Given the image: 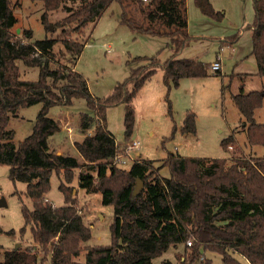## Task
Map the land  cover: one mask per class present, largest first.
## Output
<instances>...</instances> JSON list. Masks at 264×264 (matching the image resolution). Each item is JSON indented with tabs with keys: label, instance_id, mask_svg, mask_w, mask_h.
Masks as SVG:
<instances>
[{
	"label": "trees",
	"instance_id": "1",
	"mask_svg": "<svg viewBox=\"0 0 264 264\" xmlns=\"http://www.w3.org/2000/svg\"><path fill=\"white\" fill-rule=\"evenodd\" d=\"M22 1L0 0V165L9 167L12 182L27 184L25 195L33 207L29 209L20 198L24 218L20 234L30 227L34 245L0 246V264H44L48 259L51 264H154L170 249L180 247L184 255L178 264H211L208 252L220 255L223 264H243L235 254L247 264H264V156L241 154L234 133L222 141L223 150L229 152L225 158L170 153L161 165L140 157L130 169L114 164L127 145L120 149L109 131L108 109L125 105L124 133L129 142L136 121L134 100L159 68L168 92L184 79L221 75L200 60L179 58L194 41L188 32V0H28L44 4L42 23L51 34L34 42L31 30L17 33L15 10ZM115 2L121 7V25L135 35L167 38L172 55L164 63L158 56L135 57L128 63L140 65L131 68L130 76L117 83L112 94L100 98L91 93L75 67L91 38L86 30L96 27ZM194 3L203 16L223 20L224 13L216 11L211 0ZM253 9L254 20L248 26L251 54L256 76L264 79V0H253ZM61 12L64 17L52 22L50 16ZM240 35L241 31L225 39L223 46L237 43ZM18 61L27 69H38V78L23 79ZM250 76L240 74L241 79ZM79 99L92 112L81 115V137L74 143L81 163L51 149L49 138L61 131V123L48 116L54 106ZM232 99L249 144L264 148V124L255 119L264 88L246 92L242 87ZM166 102L171 115L168 96ZM34 105L41 108L33 132L17 145L14 132L7 129L9 121L20 109ZM181 130L185 135L196 134L193 111L186 112ZM163 167H168L169 177L160 174ZM53 173L60 179L62 207L46 200ZM138 181L143 188L135 194ZM79 189L100 194L102 203L114 208L111 245L87 247L84 262L79 260L82 244L92 233L77 208Z\"/></svg>",
	"mask_w": 264,
	"mask_h": 264
},
{
	"label": "rangeland",
	"instance_id": "2",
	"mask_svg": "<svg viewBox=\"0 0 264 264\" xmlns=\"http://www.w3.org/2000/svg\"><path fill=\"white\" fill-rule=\"evenodd\" d=\"M216 11L224 13L221 22H215L202 15L196 7L194 0H188V32L194 38L180 54L179 58L196 59L210 66L217 58L222 61L221 75L205 78L184 79L177 88L168 92L164 83V73L159 68L153 78L140 90L134 100L136 121L133 134L129 142L125 140L124 116L125 105L120 104L107 110L106 123L109 131L115 137L120 149L133 141L139 142L138 150L129 152L124 159L127 164L123 166L130 169L134 160L153 161L161 165L170 153L185 157L198 158H225L229 152L222 148V141L233 133L240 146V153L246 156L262 157L264 148L251 146L246 131L242 128L240 113L235 106L232 95L244 87L246 92L264 88V79L256 76L258 69L252 50V34L248 26L253 23V0H211ZM42 2L23 0L20 7L15 10L18 19V29L31 30L32 41L43 40L50 37L42 23L44 13ZM121 7L115 2L104 14L97 26L90 25L86 34L91 38L87 43L80 59L76 64V71L81 73L88 81L91 93L97 97H108L114 91L117 83L123 82L131 74V68L140 64L131 62L135 57L158 56L162 63L167 61L172 51L168 46V39L151 37L149 35H135L129 28L120 23ZM51 21L56 22L64 14L55 13ZM95 27V28H94ZM241 31L240 38L233 45L223 46V41L232 38ZM25 80H36L39 70L27 69L22 61L17 62ZM210 71V70H209ZM210 73H212L210 71ZM240 74L252 76L241 79ZM225 91L223 92V87ZM172 104V114L166 98ZM40 105L22 108L17 116L11 117L7 129L14 132L13 142L19 144L33 132ZM197 115L196 134L182 133L184 117L187 111ZM92 112L88 109L85 100H74L71 105L54 106L48 116L61 123V131L49 138L51 149L62 151L64 155L76 158L83 162L74 143L81 137L79 128L81 115ZM258 123L264 124V101L255 112ZM176 132L173 135V129ZM93 131H91L92 133ZM160 174L170 176L168 167H163ZM78 185V176L75 177L74 186ZM60 179L56 173L51 177V188L47 198L55 207L64 206V197L59 190ZM27 184L12 182L9 178V167L0 165V246L5 249L33 246L30 227L21 237L20 230L24 226L22 203L29 209L32 202L26 198ZM78 205L80 215L91 228L92 237L82 244L83 252L79 260L84 262L87 247L108 246L112 243L111 225L114 219L113 206L102 203L100 194H88L79 189ZM13 230L14 234L8 232ZM183 248L170 249L162 257L155 259L154 264H163L170 261L178 264L183 258ZM212 261L211 264H223L221 256L206 253ZM240 262L247 264L239 254L234 255ZM44 264H51L50 260Z\"/></svg>",
	"mask_w": 264,
	"mask_h": 264
},
{
	"label": "built area",
	"instance_id": "3",
	"mask_svg": "<svg viewBox=\"0 0 264 264\" xmlns=\"http://www.w3.org/2000/svg\"><path fill=\"white\" fill-rule=\"evenodd\" d=\"M211 69L213 71H221L222 69V65H221V61L220 59L218 58L212 65H211ZM140 147V143L139 142H136V141H133L131 142L130 144L127 145V148L125 150V153L124 154H118L115 159H114V164L116 166H120V167H123L125 164H127V161L124 159L126 156L130 157L129 156V152L131 151H134V150H138ZM188 245L190 246L191 245V242H188Z\"/></svg>",
	"mask_w": 264,
	"mask_h": 264
},
{
	"label": "water",
	"instance_id": "4",
	"mask_svg": "<svg viewBox=\"0 0 264 264\" xmlns=\"http://www.w3.org/2000/svg\"><path fill=\"white\" fill-rule=\"evenodd\" d=\"M19 32H20V30L18 29V33ZM142 188H143L142 182L141 181H138V185H137V187L135 189V194H138L139 192H141ZM2 205H3V202L0 203V206H2ZM19 247H20V244H17L15 248L17 249Z\"/></svg>",
	"mask_w": 264,
	"mask_h": 264
},
{
	"label": "crops",
	"instance_id": "5",
	"mask_svg": "<svg viewBox=\"0 0 264 264\" xmlns=\"http://www.w3.org/2000/svg\"><path fill=\"white\" fill-rule=\"evenodd\" d=\"M187 5H188V3H187ZM188 24H189V22H188ZM87 46H88V45H86V47H87ZM251 51H252V50H251ZM217 59H218V58H217ZM217 59H216V60H217ZM220 61H221V59H220ZM213 63H214V62H213ZM213 63H211V65H212ZM221 65H222V61H221ZM57 153H58V154H64V153H63L62 151H60V150L57 151ZM78 194H79V191H78Z\"/></svg>",
	"mask_w": 264,
	"mask_h": 264
}]
</instances>
